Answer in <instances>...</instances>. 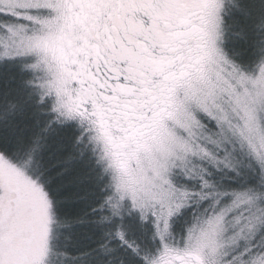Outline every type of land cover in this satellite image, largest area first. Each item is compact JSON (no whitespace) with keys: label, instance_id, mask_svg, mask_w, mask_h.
<instances>
[{"label":"snow or ice","instance_id":"1","mask_svg":"<svg viewBox=\"0 0 264 264\" xmlns=\"http://www.w3.org/2000/svg\"><path fill=\"white\" fill-rule=\"evenodd\" d=\"M0 264H264V0H0Z\"/></svg>","mask_w":264,"mask_h":264}]
</instances>
